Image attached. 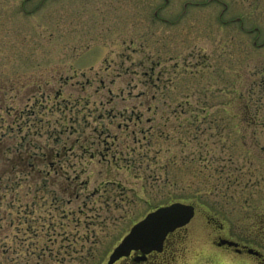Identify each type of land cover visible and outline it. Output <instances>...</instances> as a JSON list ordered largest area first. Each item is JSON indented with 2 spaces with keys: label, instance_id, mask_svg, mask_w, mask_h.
Returning a JSON list of instances; mask_svg holds the SVG:
<instances>
[{
  "label": "rangeland",
  "instance_id": "rangeland-1",
  "mask_svg": "<svg viewBox=\"0 0 264 264\" xmlns=\"http://www.w3.org/2000/svg\"><path fill=\"white\" fill-rule=\"evenodd\" d=\"M253 133L264 0H0V264H106L176 202L174 264H252L214 243L264 254Z\"/></svg>",
  "mask_w": 264,
  "mask_h": 264
},
{
  "label": "water",
  "instance_id": "water-1",
  "mask_svg": "<svg viewBox=\"0 0 264 264\" xmlns=\"http://www.w3.org/2000/svg\"><path fill=\"white\" fill-rule=\"evenodd\" d=\"M179 207L185 209V213L172 220L166 226L138 234L144 230L145 225L153 220L156 215H159L163 208ZM194 216V206L184 203H172L167 206H162L156 210L149 212L143 219L135 223L129 230V232L123 237L120 243L113 249L109 256L108 264H112L121 257L127 256L132 250H140L143 254L151 251H160L162 248L163 241L166 236L174 230L186 226ZM218 246L226 245L228 247H236L235 242L220 239L217 243ZM248 254L257 255L258 253L252 249H248Z\"/></svg>",
  "mask_w": 264,
  "mask_h": 264
},
{
  "label": "flooded vegetation",
  "instance_id": "flooded-vegetation-1",
  "mask_svg": "<svg viewBox=\"0 0 264 264\" xmlns=\"http://www.w3.org/2000/svg\"><path fill=\"white\" fill-rule=\"evenodd\" d=\"M240 21V19H235V22ZM240 23V27L242 29V24ZM255 45V43H253ZM58 156V155H57ZM196 212V209H195ZM185 227L176 229L175 231L168 234L163 241L162 248L160 251H151L149 253L143 254L140 250H132L127 256L121 257L112 264H174L175 263V256L177 252V246L181 242L186 235H184ZM217 239H221V237L217 236ZM223 239V238H222ZM230 240V239H228ZM235 242V241H234ZM218 242H215V246L217 249L222 250L223 252L233 253L238 257L242 258L243 261L246 259L244 257L249 258L252 264H264V254L258 250L257 255H250L248 254V249L251 248L246 243H239L236 242L238 246L236 247H227L226 245L217 246ZM110 255V254H109ZM107 258L106 264H108Z\"/></svg>",
  "mask_w": 264,
  "mask_h": 264
},
{
  "label": "snow or ice",
  "instance_id": "snow-or-ice-1",
  "mask_svg": "<svg viewBox=\"0 0 264 264\" xmlns=\"http://www.w3.org/2000/svg\"><path fill=\"white\" fill-rule=\"evenodd\" d=\"M248 148L254 153H260L261 157L264 158V134H262L261 139L258 140L255 133H253L249 139ZM185 211V209L179 207L163 208L160 212H158L159 215H156L151 222L147 223L144 230L138 234L162 228L169 224L172 220L182 216Z\"/></svg>",
  "mask_w": 264,
  "mask_h": 264
},
{
  "label": "trees",
  "instance_id": "trees-1",
  "mask_svg": "<svg viewBox=\"0 0 264 264\" xmlns=\"http://www.w3.org/2000/svg\"><path fill=\"white\" fill-rule=\"evenodd\" d=\"M5 154V153H4ZM3 154V157L2 156H0V162L1 161H3L4 160V162H6V163H9L10 164V162H9V160H8V156L6 155V157H5V155ZM10 166H11V164H10ZM29 167L31 168L32 167V165H29ZM24 168L22 167L20 170H23ZM8 180V179H7ZM1 187H2V183L0 182V189H1ZM2 197H0V199H1ZM8 208L9 207H12V206H7ZM10 216V214L8 215V217ZM11 218V217H10ZM9 218V221H7V223H6V226H11L12 225V223H13V221L11 220Z\"/></svg>",
  "mask_w": 264,
  "mask_h": 264
}]
</instances>
